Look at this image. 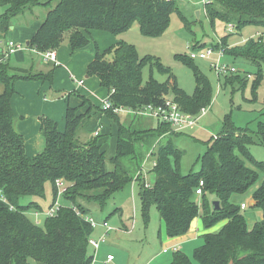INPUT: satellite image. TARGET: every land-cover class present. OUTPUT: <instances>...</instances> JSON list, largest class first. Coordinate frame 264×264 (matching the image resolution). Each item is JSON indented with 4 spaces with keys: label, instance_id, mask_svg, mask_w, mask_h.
Here are the masks:
<instances>
[{
    "label": "trees",
    "instance_id": "16d2710c",
    "mask_svg": "<svg viewBox=\"0 0 264 264\" xmlns=\"http://www.w3.org/2000/svg\"><path fill=\"white\" fill-rule=\"evenodd\" d=\"M175 3L176 0H0V7L4 8L0 13V37L9 32L13 18L36 5L50 7L28 44L29 48L41 52L58 49L66 34L72 51L84 49L92 42V30L119 35L127 31L134 20H138L143 35L155 37L169 26ZM205 8L212 21L219 18L239 29L247 25L263 29L242 44H231L224 38L211 45L217 49L221 43L226 48L225 54L255 63L258 79L262 78L264 0H211ZM96 50L87 73L100 79L101 86L109 90L114 106L142 108L150 103L159 104L169 92L176 96L175 100L185 111L193 114L212 103L210 81L195 66V59L179 55L194 69L196 88L193 94H188L180 87L170 67L154 57L140 56L129 42L120 40L103 51L98 47ZM2 56L1 53L0 82L5 84V90L0 94V193L8 204L0 201V264H92L94 254L89 239L95 228L76 214L73 205L89 213L77 203L78 198H84L104 208L115 193L134 180L139 181L145 222H149L150 210L156 206L170 237L186 234L198 216L202 217L206 228L224 222L217 231L203 234V243L194 249L193 257L177 251L170 264H264V162L256 160L249 150L251 144L264 145L263 122L250 131L249 127L235 125L227 114L222 132L208 141L200 170L188 174L181 172L183 151L171 139L157 144L153 151L156 165L152 168L156 179L150 185L141 181L146 152H141L138 147L141 139L135 135L147 132L146 135H153L154 142L168 131L173 132L172 125L162 123L157 129H136L123 123L111 108L104 109L102 103L96 106L79 95L80 105H68L64 130L59 129L56 120L42 118L45 145L41 152L30 156L26 153L24 135L14 126L12 98L18 79L38 75L31 70L12 68L10 57L2 60ZM148 63L168 74V78L160 81L151 73L145 81L143 68ZM245 74V77H235L234 73L225 76L230 79H226L228 82L237 78L244 84L252 77L250 73ZM47 75L52 77L53 71L45 77ZM85 104L89 106L86 115L100 110L118 123L117 150L113 157H107L99 135L87 141L78 138L85 115L81 106ZM152 143H148L146 150L154 146ZM127 157L134 160L130 166L123 162ZM57 179L65 181L67 190L62 198L68 205L57 216L47 217L42 226L36 225L28 217V211L41 210L40 205L35 201L24 205L21 200L27 196L44 198L46 184L51 182L54 203L58 198ZM201 180H204L203 191L198 194ZM257 182L260 183L252 194L253 206L262 211L263 217L249 227L243 202H238L236 197ZM199 195H202L201 205ZM213 200L220 201L219 210L213 209Z\"/></svg>",
    "mask_w": 264,
    "mask_h": 264
},
{
    "label": "rangeland",
    "instance_id": "374dc122",
    "mask_svg": "<svg viewBox=\"0 0 264 264\" xmlns=\"http://www.w3.org/2000/svg\"><path fill=\"white\" fill-rule=\"evenodd\" d=\"M206 1L211 0H176L175 8L171 14L170 24L160 36L150 37L143 35L138 20H134L130 28L122 34L115 35L103 32L102 34H107L104 36L109 37V39L99 37L98 34L100 31H96L95 33L97 34H90L92 42L89 48L84 52H90L91 50L95 52L97 47L100 51H103L115 44L117 40H124L133 44L140 56L154 57V59L160 60L164 66L170 67L180 87L188 94H193L196 88L194 69L180 59L179 55L189 57L191 49H205L218 42L219 39L224 38H228L229 43L231 44H242L252 36L259 35L263 31L261 27L256 25H247L244 28L239 29L235 25L231 26L228 22L219 18L212 21L205 11ZM49 8L44 5H36L32 10H28L25 14L13 18L11 20L12 26L15 24L18 27L16 29L17 31L15 32L11 26L9 32L0 37V55L8 41L13 40L18 42L16 39L18 36L17 33H21L22 30L27 29L32 21L37 18L41 17V20L44 19V17H42L43 11H47ZM2 12H4V8L0 7V13ZM64 39L67 41L68 34L65 35ZM109 40L110 43H108ZM3 45L4 48H2ZM22 45L25 46V43H22ZM221 49L225 52L226 48L220 43L215 50L219 51ZM17 52L13 53L14 55L12 54L9 59V64L11 66H14L16 63V61L13 62L12 57L17 56ZM21 53L24 52L21 51ZM33 56L38 60L37 54H33ZM218 57L219 55L212 54L209 58H197L194 60L195 66L200 69L210 81L213 100L208 106L207 111L200 116L197 124L183 131H177V134L172 135L173 144L183 151V157L181 160V172L183 174L200 170L201 157L207 150L208 141L222 132L224 118L227 114H230L235 125L239 127H249L250 131L256 130L259 122L264 123V64L262 67L263 77L258 79V65L242 57H234L229 54H224L221 58L222 63L233 65L239 70V73H234L233 76L237 77L240 75V77H245V72L251 74L252 77L247 78L244 84H240L237 78L232 82H228L226 80L228 77L225 75L219 76L217 72L212 69L211 62L217 61ZM14 73L16 72L14 71ZM151 73H153V75L160 81H165L168 78V74L160 72L155 65L148 63L143 68V79L145 81L148 80ZM66 80L67 85L71 84L72 87H77L75 78L70 76V74ZM49 90L50 91H48L46 95L48 99L53 101L52 88ZM57 92H60V90ZM167 95L175 100L176 96L172 92H169ZM122 117L123 119H126L128 116L122 115L121 118ZM140 117L142 119L136 118L134 121L139 122L142 120V123H144L143 127H141L142 130L152 129L149 127V124L152 122L146 119V117L149 116ZM154 120H156V118H154ZM129 122L131 121H128L126 124H129ZM131 126L136 128L135 125L131 124ZM136 129H140V126ZM173 130L175 129L173 128ZM146 133L147 132H143L135 135V137L141 139L140 141L142 143L138 144V147L141 148V152H146L147 147L150 146L149 144L153 142V135H146ZM155 142L156 140L151 145ZM249 150L256 160L264 162V145L254 143L249 145ZM148 152L149 151H147V153ZM109 157L110 154H108V158ZM152 157L153 156L148 158V161L146 162L147 164L142 168L144 170L141 179V181H146V183H149L150 185H153L156 179V175L153 171L148 172V169L151 166L153 168ZM133 161L132 157L123 159V162L127 166L132 165L131 163H133ZM248 164L253 166L249 161ZM259 183L260 182H257L246 193L239 194L236 197L238 202L246 203L247 208H243V212L249 222L252 217H255L256 220L258 219V207L256 208L253 206L252 194ZM139 187V181L134 180L122 190L115 193L112 198L109 199L104 208L96 202L88 201L84 198L77 199V203L81 204V206L84 207L85 210H87L96 220L101 221L108 217L107 220L113 228L121 227V230L119 231L112 230L110 232L107 236V244H118L116 243L117 239L115 234H119L118 241H120V245H122L123 242L131 244V247L128 248L130 261L129 263L127 261L126 264H133L134 257L141 256V258L144 259L148 255L154 253L157 255V252L161 250V247L151 250V247L148 244L153 239L151 238L152 229H157L159 227V222L161 220L160 213L156 206H153L150 210L149 222H145L140 206L141 200L139 196ZM53 197L54 194L51 182H47L46 184V195L44 198H37L34 196L23 197L21 204L27 205L30 202L35 201L41 207V210H37L38 213H35V209L33 208L28 211V217L33 223L39 226L44 224L47 218L45 212L53 203ZM197 199L201 205L202 195H199ZM60 201L63 205H68L64 198H60ZM134 220L135 229L133 228L134 230L132 229V232L123 230L124 225L131 228ZM222 223L224 222H220L211 227L212 229L210 228L211 231L209 232L215 231L217 229L216 226H219ZM147 228L148 231L144 232ZM140 229H142L141 232L139 231ZM92 236L98 239L101 237L96 234V229ZM128 237H132L133 240H126ZM199 243V240L189 243L188 250L187 252L185 251V253H188L187 255L193 257L195 246ZM142 247L145 249L143 250ZM115 252H117L118 260L127 259L123 256L125 253L120 249H115ZM113 255L115 257V254ZM172 257V253L159 254L155 257L156 264H166V262Z\"/></svg>",
    "mask_w": 264,
    "mask_h": 264
},
{
    "label": "crops",
    "instance_id": "0c3cea01",
    "mask_svg": "<svg viewBox=\"0 0 264 264\" xmlns=\"http://www.w3.org/2000/svg\"><path fill=\"white\" fill-rule=\"evenodd\" d=\"M47 12L48 10L43 11L42 17H44V19L47 15ZM40 18L32 21L27 29L22 30L21 33H17L18 36L16 37V39L20 43H25V48L18 50L20 53L17 52L16 54L18 55L12 57L13 62L16 61L15 65H10L12 68L31 70L33 74L38 75V77L36 78L18 79L16 81V93L12 98V109L15 115L14 126L18 132L24 135L26 141V153L30 156L36 155L41 152L45 145V141L41 131V120L43 117H50L56 120L59 124V129L64 130L66 124L65 116L68 105H80L82 103V98L79 95H84L90 100V102H92V104L96 106L101 105L103 100H105L110 95L109 90L101 86L100 79L97 76H89L87 73L88 65L95 58L97 51L95 50L94 52L93 50H91L90 52H84L85 50H87V48H89L90 45L84 49L72 51L68 39L67 41L64 39L61 46L55 50L58 59L57 63H55L54 61H46L43 57V52L28 47L31 37L37 31L40 24L44 20H41ZM12 27L16 32V29L18 27L15 24ZM96 31H100L98 35L101 38L105 37L104 35H107L102 34L103 32L107 31L101 30H92L90 32L91 35L97 34L95 33ZM105 39H109V37L106 36ZM117 42L118 40L116 41V43ZM108 43H110V40ZM2 48H4V45ZM21 51L24 53H21ZM33 54L38 55V60L34 58ZM51 71H53V76L49 77L47 75V77H45V75ZM12 73L14 72L12 71ZM69 74L70 76L75 78L77 87H72L71 84L67 85L66 78L69 77ZM80 80H84V82L80 83ZM50 88H52L53 101L48 99L46 95V93L50 91ZM4 90L5 84L0 82V94L3 93ZM58 90H60V92H57ZM88 108L89 106H87V104L81 106V112L85 115L82 121V127L78 133V138L81 141H87L99 135V142L101 143L103 149L106 151L107 157L108 154H110L109 158H111L115 155L117 150V135L119 125L114 119L110 118L100 110L92 111L91 113L86 115ZM119 115L120 118L122 115L128 116L126 119H123V117L121 118V121L123 123L131 121L129 122V124L135 125L136 128H138L139 126L141 128L144 125V123H142V120H140L139 122L136 121L137 123L134 121L136 120V118L142 119L140 116L136 117L134 115L126 113H121ZM146 119L152 122L151 124H149V127L152 129H157L162 124L159 120H154V118L152 117H146ZM97 131H99V134L95 135ZM173 132L176 133H172L171 130V132L168 131L166 134L162 135L156 140V142L153 144V147L161 142H166L170 139L172 140V135L177 134V130H174ZM147 151L149 150H146V158L148 154ZM151 160L153 164L154 158L152 157ZM149 171H152V166L148 169V172ZM199 217L200 216L196 217L192 221L190 230L186 234L175 237L168 236L164 220L161 218L159 227L157 229H152L151 232V238L153 239L150 243H148L151 247V250H155L156 248L161 247V250L157 252V255L172 253L174 257V253L177 251L187 252L188 244L193 241H200V243L196 245L195 248L201 245L203 234L211 231L212 228H206L204 226L202 217ZM262 217V211L258 209V219L256 220L255 217H252L251 221H248L249 226L253 227V225L257 221L262 219ZM223 224L224 223L216 226L217 229L215 231H217ZM134 227L135 220L133 221L131 228L124 225L123 230L132 232L135 229ZM148 228L147 230L145 229L144 232H147ZM95 229L96 234L99 236H102L105 233V228L102 226H98ZM114 230L119 231L121 230V227H116L114 228ZM139 231L141 232L142 229H140ZM115 235L117 239L116 243L118 244L111 245L105 242L102 243L98 249H94L93 247L91 248V251L94 254L92 264H126L127 261L129 263L130 256L128 248L131 247V244L123 242L122 245L124 246L120 245V241H118L119 234ZM126 240L133 239L132 237H128L126 238ZM174 248H176V250H174ZM115 249H120L122 252H124L125 254L123 256H125L127 259L118 260L117 252H115ZM142 249L144 250L145 248L142 247ZM165 249L167 250L165 251ZM112 253L115 254L114 260L107 261V256ZM157 255L154 253L148 255L144 259H142L141 256L134 257L133 264H156L157 262L155 257ZM173 257L169 261H167L166 264H170L173 260Z\"/></svg>",
    "mask_w": 264,
    "mask_h": 264
},
{
    "label": "built area",
    "instance_id": "2783aa9c",
    "mask_svg": "<svg viewBox=\"0 0 264 264\" xmlns=\"http://www.w3.org/2000/svg\"><path fill=\"white\" fill-rule=\"evenodd\" d=\"M209 2L211 1H206V3H209ZM230 25L234 26V24L232 23ZM24 48L25 46H23L22 43L20 42H15L13 40L8 41L6 44V48L2 52V55H3L2 60L7 59L13 53L17 52L18 50L24 49ZM212 54L219 55L217 61L211 62L212 69H214L215 72H217L219 76L237 73L239 71L233 65L222 63L221 58L225 54L223 49L216 51L215 48L212 46H209L205 49H197V50L191 49L189 57L192 59H197V58L206 59V58H209V56H211ZM43 57L46 61H54L55 63L58 62L57 54L55 50L43 52ZM83 82L84 80H80V83H83ZM109 96L102 102L104 109L111 108L117 114L126 113V114H131L134 116H149L152 118H156L161 123H168L172 125V127L177 131L185 130L197 124L200 116L203 113H205L208 109L204 107L201 109V111L198 114L189 113L185 111L176 100H174L172 97H170L167 94H165L164 99L161 103L159 104L150 103V104L145 105L142 108H133V107H128V106H114ZM98 134H99V131L95 133V135H98ZM155 147L149 150L146 161L144 162V166L147 162V159L153 156V151L155 150ZM155 165H156V161L153 160V166ZM56 184L58 187V198L45 212V215L47 217L57 216L59 212L61 211V209L65 206L60 201V198H62V195L67 190L65 181L64 179H57ZM203 185H204V180H201L200 186L197 188L198 194L202 193ZM0 201H3L8 204V200L2 193H0ZM10 208L13 209L14 206L10 205ZM242 208L244 209L247 208L246 203L244 202L242 203ZM73 210L76 212L78 216L83 217L87 222H89L92 227L96 228L98 226H102L105 228V233L99 239L93 236L89 239V243L94 249H98L102 243L107 242V236L110 234L112 230H114V228L109 224L108 220L98 221L90 213H85L81 209L77 208L76 205H73ZM34 212L38 213L37 210H35ZM166 250L167 249H165V251ZM174 250H176V248H174ZM114 258L115 257L113 254H109L107 256V261H112L114 260Z\"/></svg>",
    "mask_w": 264,
    "mask_h": 264
},
{
    "label": "water",
    "instance_id": "95a60500",
    "mask_svg": "<svg viewBox=\"0 0 264 264\" xmlns=\"http://www.w3.org/2000/svg\"><path fill=\"white\" fill-rule=\"evenodd\" d=\"M212 204H213V209L214 210H219L221 208V204H220L219 200H213Z\"/></svg>",
    "mask_w": 264,
    "mask_h": 264
}]
</instances>
